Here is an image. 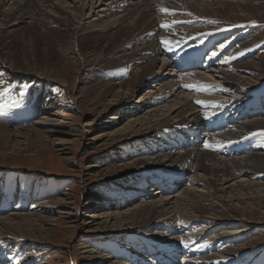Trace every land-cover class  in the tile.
Wrapping results in <instances>:
<instances>
[{"label":"bare ground","instance_id":"obj_1","mask_svg":"<svg viewBox=\"0 0 264 264\" xmlns=\"http://www.w3.org/2000/svg\"><path fill=\"white\" fill-rule=\"evenodd\" d=\"M130 1L131 0H129L128 3H122V0H98L96 2L95 0H92V3L94 4L95 2L96 5L97 3H100L101 5L97 8L94 7V10L101 8L98 14H105L103 16H107V13L113 12L116 15L117 11L120 13L125 12L127 9H121V7L124 8L128 4H132ZM136 1L139 0H135V3ZM142 1H147V4L151 3L148 2V0ZM165 2L167 3L166 5L163 3L161 8L158 7V13L160 14L164 12L161 11V9H168L167 12H170V14L175 13L173 8L176 6L172 8L170 5L177 3L176 0ZM254 2L253 4L249 3L245 5L244 7L246 9L242 7L243 4L236 5L235 8L233 7L232 12H235L236 16H239V13H247L249 14L248 16H251V18L254 17L256 20H264V5ZM78 3L81 5L78 6L75 3L73 4V2L70 3L68 0H0V61L3 65V69H7L9 72L17 75V78L31 76L32 78H35L37 81L41 82V77H45L51 80L56 79L58 82L67 85L68 78L77 72V67L74 65V63H72V61H70V57L67 56L66 52H68L70 49V52L74 53L78 59L88 60L91 53L95 51L97 52L98 48H103L104 46V52H106L103 58L104 62L108 58V55L110 56L111 53L113 55L111 58L107 59V67L103 72H101L102 75L100 78L103 80L89 79V81L92 83V85L89 87L90 92L89 90L85 91L87 96L83 97L82 100L85 104L95 106L96 108L99 106H104L107 108L108 105L104 104L113 93L110 86L120 85V87H123L122 93L128 91V97L123 98L125 94L121 97L118 94L113 95L114 99H112V104L119 111V113L124 111L126 107V100L128 101L137 93L135 89H132L131 87L143 86L142 84H148L151 82L155 83L156 86L152 87L153 90L150 89L151 91H149V94H147L148 97L145 95L140 98L141 100L146 98L144 103L149 101L148 104H151L149 109L151 110L147 112L144 111L143 115L138 116V109L141 107H133V110L137 111L130 117L135 118H133L128 126L122 130L123 132H121V135L127 134L125 136L117 134L118 137L112 139L109 144L126 140L124 143H118L114 146L115 148L117 146H121L122 148H125L123 149L124 152H127L126 154H123V159L121 160V163H123L126 170V176L131 175L133 177L136 175L135 178H137L139 181L147 176H149V178L154 177L156 174H158V177L156 178H164L162 181H159L158 179H152L150 182H145L146 186L144 187L142 193L144 196L140 197L141 199L137 201V207L128 208V210L125 211H119L130 206L129 201L132 200H130V198L133 197L135 191L128 188L123 190L125 192V194L123 193L125 198L121 199L120 196L119 198L117 196V198H111L113 201H115L112 204L117 205L115 208L119 209L117 210L118 212L113 214L106 212L104 214L93 215L91 217L95 219L99 218L102 223L111 225L112 228L110 229L109 234L111 233L114 239H119V241L123 243L122 245H118L113 242L116 241V239H108L109 241H112V243H108L107 247L111 248L112 254L116 257L111 259L104 257V259L101 258L100 260H103L104 264H125L126 262L127 264H220L221 262L222 264H231L230 258L228 257L222 260V258L218 255L222 260H220L219 263L218 260L213 259L214 256H207L208 254L206 256H202V254L205 253L204 250L206 248H204V250H199V248H202L203 246H207V250L212 251L211 253H213L215 250L214 247H212V243L210 242H201V246L196 245L197 247L194 246V248H191V246H185V243L183 242L184 239L182 240V237H178L179 232H181L179 231V228L176 226V228H173L171 226L175 225L177 222L180 224H190L192 222H197L200 227L202 226L204 229L205 227H208L210 228L209 231H211L213 229L211 222H217L216 219L220 221H227L226 216H224L222 213V211H224L223 209L225 207V203H228L230 206V211L236 213L238 216L240 215L243 218L244 215L247 214L246 209L248 205L246 204L247 199L245 198L248 196L253 198L255 194L260 196L261 194H264L263 190H257L258 192L256 193V187L264 185V152H251V147H254L257 151L259 149L264 151V134H262L264 133V117H258V119L250 121L247 120L242 123L239 121V119L232 117V115L226 117L228 106H221L222 112L218 114L219 111L215 107H218V105L222 103L218 101L211 102L212 99L210 96H208V99H211V101L207 100V103L206 101H203V103L205 102L203 105L202 103H198V101H202V95L199 97L200 100L196 99L198 98L197 93H199L197 90H201L199 89L200 84L196 81V79H193L192 77H185L184 79V76L181 75V83H184L186 86L180 88L182 90L179 91V88L176 89L178 87L176 85L177 83H175L172 74L168 72L169 70L166 68V66H162L161 70L157 74L155 73V75H152V69L158 65L156 62H159L158 58L156 59L154 56V54L158 53H153L154 50V52L157 51V45L155 41L157 40V44L159 46L163 44L164 48H169V46H174L176 48L174 40L180 37L182 34L181 30H173L171 25H169V28L172 29L171 31L164 30V28H162V30L156 34L152 42L147 43V45L144 44L145 47L142 50L139 48L137 49V46H135L136 49H134L131 47V45V49H127L131 53L130 58H127V64L121 67L117 66L116 60H118L119 57L115 59L114 56L118 55L117 51H119L118 43L120 42L122 35L119 26L120 24L115 22L110 26L109 29L103 28V31H92L90 26H92L94 22L98 21L94 19V22L89 21L88 26L85 25L84 22H86L88 19H91V17L85 15L86 11H84L82 1L78 0ZM246 3H248V1ZM141 7L144 6L142 5ZM224 8L226 9L227 7L225 6ZM128 11L129 10H127V12ZM93 15L95 16V14ZM147 15L148 14L142 13L139 20H137L136 25L130 27L132 33L136 32L141 23L148 20L146 18ZM129 16H131L130 13L120 17L118 19L119 23L127 22L126 20ZM133 16L134 15H132L131 18ZM225 17H227V15ZM193 19L194 18H192V20ZM153 29L154 27L147 31L145 30L146 32L144 31V34L142 32V34H140V36L137 38L139 43L146 41L145 37H147V33ZM83 30L89 31L83 34V39H80L79 34ZM211 32L212 31H210V35H212ZM68 41L70 42L71 46L73 45L74 47H71L70 44H68ZM165 41L170 42V44L165 46ZM88 50H90V52H87ZM107 51L109 52L107 53ZM220 51L222 52L221 47L219 48L218 52ZM252 55L254 56V59L248 61V63H243L244 65L238 69L243 71L246 70L252 74L258 72L257 68L264 70L263 65H261L259 62L260 57L255 58L254 52ZM177 56L179 55L177 54ZM225 56L226 57L224 61L218 62V64H221L219 70L215 69L212 63L202 62L201 66L199 67V62L195 61L193 58L190 60H185V63L182 64H179L178 62L175 63L179 66L182 72L187 70L185 67L188 66L193 67V72L188 73L204 71V73H200V76H204L206 78L202 81L206 82L210 80L209 83H211V80H214V84H218L219 79L221 78L223 83L230 85L233 83L234 85L241 87L242 85L237 84L238 82L234 79V76H232L231 72L227 73L224 72L225 69H222L224 64H227V66L229 65L228 67H232L237 62V59L232 58L228 53L225 54ZM241 57L243 56L241 55ZM120 70H122V74L120 73ZM126 70L128 73L125 72ZM132 72H134L135 75L130 79V81L128 79L129 82H127L125 78L126 76H130V73ZM161 72H163L162 74H165L166 72L165 77H162V75L160 76ZM212 72L219 73L220 77L216 76L218 78L213 79L214 76ZM169 78L172 79L169 80ZM92 80H94V82ZM98 83H102L104 86H98ZM239 83H241V81H239ZM215 87L207 86L206 90L209 92V95L211 93L212 96L218 97L220 96L219 94H225L221 91V89ZM70 90L71 89H69V91ZM185 90L191 91L193 93L189 95L185 92ZM202 91L204 92V89H202L201 92ZM253 92L256 94L257 90H252L251 94ZM37 95L38 94H36V96ZM256 97L259 98V95ZM224 100H226V103H223L224 105L230 103L229 98H224ZM159 103H161L162 109L155 107ZM256 103V99L253 98L250 99L246 104H249V109L252 110V108L254 109L253 104ZM193 104L195 105L194 108L198 109V111L194 112L195 109L193 110ZM259 104L260 102L258 105ZM6 107L5 103L0 100V121L3 122L6 121L5 116L8 114L5 111L8 108ZM184 110H186L188 113L191 112L188 118L182 116ZM119 113L114 114L109 120L122 119L121 117L124 116L120 117ZM253 113L256 112L254 111ZM174 115V118L177 119L176 121H172L170 119ZM217 117H219V120L217 121L218 123H215ZM203 119L204 121H202ZM229 123H232L234 127L231 126V130L226 128V134H229V137L224 136L226 139L224 144L231 139L239 154L244 155L241 160L234 159L233 154L230 151L225 152V150L217 146L212 145L209 148H204L202 141L203 139H207L209 137L207 135H205L204 138L200 140L194 139L193 141L180 138L181 134L183 133L194 135L197 132L199 134L200 131L204 130L205 128L209 129L210 133H214L217 131L218 127L228 125ZM91 124L92 123L85 125L89 126V131L95 129L94 127H91ZM238 124L239 126H237ZM192 126L195 127L191 129ZM232 127L236 131H232ZM46 130V128L38 126L37 128L35 127L28 130L26 129L24 133L20 131L17 132V134H14V132L10 130L8 126L0 124V158H6V155L9 154L15 155V152L18 151L17 148L21 147H24L23 151L25 152L30 151L33 146L37 147V151H35L36 155L42 153L43 151L46 152V150L52 146V142H47L44 140L47 138L46 135H44V132H47ZM111 134L108 132L107 136H111ZM151 134L155 136V139L149 138V135ZM212 136L214 137L216 134L214 133ZM33 137H35V139H33ZM98 138L101 139L102 137ZM167 138H173L176 140V142H170ZM93 140H97V138ZM145 141L148 143L146 147H138L137 145H134L135 142L145 143ZM132 146L137 148L133 150ZM230 147H232V145ZM138 149L140 150L141 155L144 157L137 160L130 159V155L139 151ZM176 151L179 153L173 167H170L169 170L165 169L163 165L165 163L162 161L163 159L161 160V155L157 154L162 153L163 156L169 158L166 163H170V159ZM150 154L152 156H150ZM150 161L154 163L155 167L153 169L150 168L148 164ZM136 168L141 169L136 171ZM185 174H188L190 179H186ZM242 174H245L246 177H249L248 184L245 183L246 181L243 179L236 182H233L234 180H230L232 177L239 179ZM187 181L188 184H186ZM231 182L233 183L230 184ZM184 187L185 189L187 188V190L182 191ZM197 188H201L202 190H205V192H202L201 190L198 191ZM149 194L154 196L150 200V197L145 198V195ZM23 196L24 188L20 184L10 192L2 193L0 191V238H5L3 235H10L20 239L28 238L30 240L37 241L40 240L39 236L45 231V235H48L50 241H52L50 231L47 228L45 229V221L43 222L44 219L42 218V214L39 211L35 213L32 212L31 214H18L16 216H14L15 214L13 215L11 213L12 216L6 215V217L4 216L5 218L2 217L6 214L10 206H13V203L15 202H20ZM157 196L159 197L156 198ZM215 198L218 205L214 204ZM254 200L257 201V199ZM182 203L184 207H189V211H183L184 209H180V207L183 208ZM4 204L5 208L3 206ZM23 204L24 202L21 203V206ZM221 206L222 208H220ZM102 215H104V217ZM238 216L233 217V219H237ZM58 220H61V218H58ZM141 234H143V236ZM198 243L200 242H197V244ZM12 244L14 245L15 243H5L4 241L0 240V264H6L4 262L22 264V262H24L23 257L19 255L12 256L13 252H11V255H9L12 249ZM84 248L87 247L85 246ZM179 248H182L183 253L180 252L181 250ZM171 252L175 253L174 255H171L174 257L170 256ZM227 252V256L228 254L230 256V252H232V250H227ZM85 253L89 254L92 253V251L88 250L85 251ZM236 256L237 258L242 257L241 254H236ZM251 264H260V262H252Z\"/></svg>","mask_w":264,"mask_h":264},{"label":"rangeland","instance_id":"obj_2","mask_svg":"<svg viewBox=\"0 0 264 264\" xmlns=\"http://www.w3.org/2000/svg\"><path fill=\"white\" fill-rule=\"evenodd\" d=\"M68 1H70V3L73 2V4L75 3L78 6L81 5L78 3V0ZM81 1L84 11H86L85 15L91 17V19H88L86 21L87 24L86 22H84V24L88 26L89 21H93L94 19L98 21H93L94 24L90 26L92 31H101L103 28L109 29L110 26L115 22H118V24H120L119 26L122 35L121 40L118 43V55L114 56L115 59L119 57V59L116 60L117 66L121 67L127 64V58L129 59L131 54L128 50H130L131 47L136 49L135 46H137V49H144L145 45L139 43V40H137V38L138 36H140V34H142V32L144 34L145 30L147 31L151 29V26H153V0H148V2H151L149 4L146 3L147 1L139 0L135 3V0H132L130 1L132 2V4H128V7H121V9L129 10L128 12L127 10H125V12L120 13L119 11H117V9L116 15L112 12L107 13V16H103L105 14H98L101 8L94 10V7L97 8L101 5L100 3H97V5L95 4V2L98 0H95L94 4L92 3V0ZM247 1L248 3H246ZM247 1L176 0L177 3L170 5L172 8L176 6L173 8L175 13L170 14L172 15L170 19L172 20V29L181 30L182 34L178 38H182L181 40L183 42H186L189 46L196 48H201L202 46L203 48H206L210 44L209 42H214L217 46L215 48L219 49L221 47L222 51L224 49L229 50V48L231 47L229 52H227L228 50L226 52L232 58L237 59V62L232 67H228L229 65L227 66V64H224L222 69H225L224 72H231L232 76H234V79L238 82L236 83L242 86L239 87L237 85H234L233 83L231 85L223 83L220 78L218 84H214V80H211V83L207 81V85L205 84V81H203V83L206 87H215L216 85L215 88L221 89V91L227 95L219 94L220 96L218 97L212 96L211 93L209 95V92L206 90L207 88H203V85H200L199 89H204V92L202 91V93L201 90H197V92L202 95V102L206 101L207 103V100L211 101L212 99L211 102L218 101L222 103L218 105L219 108L217 106L215 107L218 111H221V105H224L226 103V100H224V98H229L230 103L232 104H230V107H228V110L226 111L228 113L226 117H229L231 115L232 117H242V119H239V121H241L242 123L247 120L250 121L258 119V117H264V70L261 68H257L258 72L252 74L247 72L246 70L243 71L241 69H238L241 68L245 63H248V61L254 59V56L252 55L253 52L255 58L260 57L259 62L264 67V20H256L254 17L251 18V16H248L249 14L247 13H239V16H236V13L232 12L233 7L235 8L236 5L239 4H243L242 7L244 9H246L244 7L245 5L249 3L253 4L254 1V3L264 5V0ZM142 5L144 7H141ZM161 6L162 5H159L157 3V8H161ZM225 6L227 7L226 9L224 8ZM128 13H130L131 16H134L132 18L131 16H129L130 18L128 17V19L126 20L127 22L125 23H119L118 19ZM142 13L148 14L146 16L148 20L146 22L144 21L145 23H141L136 32L132 33L130 27L136 25V22L137 20H139ZM185 13L186 15H188L186 16ZM230 13L234 15H231ZM93 14H95V16ZM226 15L227 17H225ZM192 18L194 19L192 20ZM173 22L177 24L178 28L174 27ZM224 29H228L229 31L223 32ZM88 31L89 30L81 31L79 34V38L83 39V34ZM210 31H212V35H210ZM202 33L205 34L203 36H198ZM213 34L217 35L218 38H215V35ZM178 38L175 39L176 41L174 40V44L176 45L178 43ZM68 44H70L69 41ZM101 48L102 47L98 48L97 52L95 51L96 54L95 52L91 53L88 60L78 59V57L74 53L70 52V49L68 52H66L67 56L70 57V61H72V63H74V65L77 67V72L72 74L68 78L69 85H64L58 82L56 79L51 80L49 78L41 76V82L37 81V79L32 78L31 76L17 78V75L9 72L7 69H3V65L0 61V100L5 103V107L8 105L7 107L9 108L8 109L6 107L7 109L5 110L6 113H8L5 116L6 121H0V124L8 126L9 129L14 132V134H17V132L20 131L24 133L26 129L28 130L35 127L37 128L38 126L46 128L47 132H44V135H46L47 138L44 140L47 142H52V146L48 148L46 152L43 151L38 155H36L35 152L37 151V147L33 146L32 149L28 152L23 151L24 147H21L17 148L18 151L15 152V155L9 154L6 155V158H0V191L2 193L10 192L19 184L24 188V196L20 200V202L13 203L14 205L10 206L6 214L2 217H6V215L12 216V214H15L14 216L18 214H31L32 212L35 213L39 211L41 212L42 218L44 219L43 222L45 221V229L47 228L50 231V236L52 237V241H50L49 236L45 235V231L42 235L39 236L40 240L37 241L30 240L28 238L20 239L18 237H12L10 235H3L5 238H0V240L4 241L5 243H15L14 245H11L12 249L9 255H11V252H13L12 256L19 255L23 257L24 262H22V264H104V261L100 260L101 258H115L116 256L112 254L111 248L107 247L108 243H112V241L109 240L116 239L112 237L111 233L109 234V231L112 228L111 225L102 223L99 218L95 219L91 217L93 215H100L106 212H110L112 214L118 212L117 210L119 209L115 208L117 205L112 204L115 202L112 199L117 197L119 198V196L121 197V199L125 198V192L123 190L128 188L135 191L133 195L134 198H130V200H132L129 201V207L123 208L119 211H125L128 210V208L137 207V201L141 199L140 197L144 196L142 195V193L144 187L146 186L145 182H150V180L152 179H158L159 181H162L164 178H156L158 177V174H156L154 177L149 178V176H147L142 180L140 179L141 181H139L137 178H135L136 175H134L133 177L131 175L126 176V170L123 163H121V160L123 159V154H126L127 152H124L123 149L125 148H122L121 146H117L116 148L114 147L118 143H124L126 140L109 144L112 139L117 138L119 134L121 135V132H123L122 130L128 126L133 118H135L130 117L137 111H134L133 107H141L138 109V116L143 115L144 111L147 112L151 110L149 109L151 105L148 104L149 101H147V103H144L146 98H143L142 100L140 98L149 94V91H151L150 89L156 86L155 83L151 82L148 84H142L143 86L131 87L132 89H135L137 93L128 101L126 100V107L124 111H121L120 113L112 104V99H114L113 95L115 94L120 95V97L125 94L123 98L128 97V91L122 93L123 87H120V85L110 86L113 93L104 104L108 105L107 108L104 106H99L96 108L95 106L85 104L82 100L83 97L87 96L85 91L89 90V87L92 85L89 79L103 80L102 78H100V76L102 75L101 72H103L107 67V59L111 58L113 55L112 53L110 56L108 55V58L104 62L103 58L106 52H104V46L102 49ZM166 49L167 48H165V50ZM242 50L244 54L242 53ZM154 51L153 53H156ZM87 52H90V50H88ZM108 52L109 51H107V53ZM226 52L224 54H227ZM210 54L211 53H209V55L206 57L208 58ZM239 54H241L243 57H241V55ZM157 55L154 54L155 58H158L159 62H156L158 63V65L155 66L154 69H152V75H155V73L157 74L161 70L162 66L168 64V60L165 59V57H160ZM225 57V55L224 57H221L219 62L224 61ZM237 69L239 70V72ZM127 70L125 71L126 73H128L129 71ZM120 71V73L122 74V70ZM201 72L204 73V71H198L194 72V74L200 75ZM162 73L163 72L160 73V76L162 75V77H165L166 72L165 74ZM130 74L131 77L126 76L125 78L127 82H129L130 79L135 75L134 72ZM213 76V79L220 77L219 73H213ZM192 78L195 79V77ZM171 79L172 78H169V80ZM92 81L94 82V80ZM239 81H241V83H239ZM97 85L104 86L102 83H98ZM185 86L186 85L184 84V86L179 87L178 90L180 91V88H183ZM68 88L71 90L69 91ZM254 89L257 90V93L254 94L253 92L251 94L252 90ZM185 92L189 95L193 93L187 90H185ZM36 94L38 95L36 96ZM257 95H259V98L256 97ZM208 96H210L211 99H208ZM249 98L256 99L257 103L253 104V112L255 110V112L257 113L252 112L251 115L248 112L250 115L246 118H243V116H246V112L250 110V103L246 104L250 100ZM196 99L200 100L199 97ZM259 102L260 104L258 105ZM203 104H205V102L202 103V105ZM155 107H159V109H162L161 103L157 104V106ZM194 107L195 105L193 106V110L195 109L194 112L198 111V109ZM229 108L232 111H230ZM241 109H247V111H240ZM117 113H119L120 117H124H121L122 119L120 120H109L114 114ZM190 113L191 112L188 113L186 110H184L182 116L188 118ZM250 116H252V118H248ZM174 117L175 115L170 119L172 121H176L177 119ZM89 123H92L91 127H94L95 129L89 131V126H85ZM230 125H232V123H230ZM232 126L234 127V125ZM194 127L195 126H192L191 129H193ZM234 130L235 129H233L232 131ZM108 132L110 134L112 133L111 136H107ZM152 136L153 134L149 135V138L153 139L155 137ZM222 136L223 133H218L217 138L215 140H212V144H215V146L217 147H221L222 144L220 143L225 142V139H222L224 136ZM98 137L102 138L99 139ZM96 138L97 140H93ZM220 138L222 139V141ZM33 139H35V137H33ZM143 143L144 142H135L134 145H137L138 147H146L148 144L147 141H145L144 144ZM230 145H232V143ZM136 148L137 147L132 146L133 150H135ZM230 149H233V147L227 148L228 152L230 151ZM251 149V152L253 153L264 152L260 149L257 151L254 147H251ZM138 152L140 153V150L130 155L129 158L134 160L143 158L144 156L141 155V153L139 154ZM178 153L174 152V155L170 159V163H166L169 158L163 156L162 153H159L157 155H161V160L163 159L162 161L165 163L163 164L164 168L169 170L170 167H173L174 162L178 158ZM150 156L152 155L150 154ZM243 156L244 155L233 154V158L238 160H241ZM148 164L152 169L155 167L152 161L148 162ZM139 169L141 168H138L136 171H138ZM187 178L190 179V177ZM242 179L246 181L245 183H249V177H246L245 174H242L239 179H235V177L230 178V180H234L233 182ZM233 182H231L230 184H232ZM256 188V193L258 192L257 190L264 191V185ZM183 190L185 191L187 190V188L185 189L184 187L182 191ZM197 190L205 192V190H202L201 188H197ZM261 196H264V194H261ZM261 196L255 194L253 198L257 199V201H255L252 197L250 198L249 196L245 198L247 199L246 204L248 206L246 209L247 214L244 215L243 218L242 216H238L236 213L230 211L229 204L225 203V207L223 209L224 211H222V213L224 216H226L227 221H220L216 219L217 222H211V225L213 226V229L211 231H209L210 228L208 227H205V231V229L202 228V226L200 227L197 222H192L194 224H180L179 222H177L171 227L179 228V231L181 232L178 231V237H182V240L184 239L183 242L185 243V246H191V248H194V246H201L205 241L208 243H212L213 246H211L215 249L213 253H211L212 251L207 250V246H203L202 248H199V250H204V248H206L204 250L206 254L203 253L202 256H206L207 254V256H214L213 259L218 260L219 263L221 260L220 257L222 258V260L228 257L230 258L231 264H251L252 262H260V264H264V197ZM147 197H150V200L154 196L152 194L145 195V198ZM158 197L159 196H157L156 198ZM23 202L24 204L21 206V203ZM214 202V204H217L216 198ZM3 206L5 208V204ZM220 208H222V206ZM180 209H184L183 211H189V207L186 208L184 207V205L183 208L180 207ZM102 216L104 217V215ZM236 216H238V218L233 219V217ZM58 218H61V220H58ZM141 235L143 236V234ZM113 242L118 245L123 244L121 241H119V239H116V241ZM197 242H200L198 243L199 245L197 244ZM84 245L87 248H84ZM88 250L92 251V253H85V251ZM227 250H232V252H230V256L229 254L227 256ZM236 254H241L242 257L237 258ZM4 263L13 264V262ZM125 264H127V262ZM220 264H222V262Z\"/></svg>","mask_w":264,"mask_h":264},{"label":"snow or ice","instance_id":"obj_3","mask_svg":"<svg viewBox=\"0 0 264 264\" xmlns=\"http://www.w3.org/2000/svg\"><path fill=\"white\" fill-rule=\"evenodd\" d=\"M161 11L167 12L168 9H161ZM164 27H169V25H164ZM165 44L168 45V44H170V42L165 41ZM198 103H203V102L202 101H198ZM262 134H264V133H262ZM206 147H209V145H206Z\"/></svg>","mask_w":264,"mask_h":264}]
</instances>
